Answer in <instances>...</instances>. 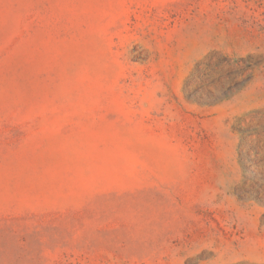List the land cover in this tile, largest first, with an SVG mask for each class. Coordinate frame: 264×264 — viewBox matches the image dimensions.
<instances>
[{"label":"rangeland","instance_id":"1","mask_svg":"<svg viewBox=\"0 0 264 264\" xmlns=\"http://www.w3.org/2000/svg\"><path fill=\"white\" fill-rule=\"evenodd\" d=\"M0 264H264V0H0Z\"/></svg>","mask_w":264,"mask_h":264}]
</instances>
